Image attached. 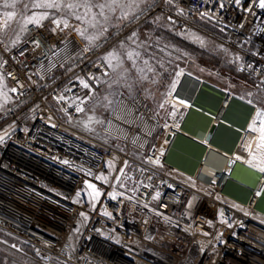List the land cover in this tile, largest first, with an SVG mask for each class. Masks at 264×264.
<instances>
[{"label": "built area", "instance_id": "obj_1", "mask_svg": "<svg viewBox=\"0 0 264 264\" xmlns=\"http://www.w3.org/2000/svg\"><path fill=\"white\" fill-rule=\"evenodd\" d=\"M257 5L258 0L239 5L235 0H152L151 7L92 46L78 35L81 19L60 28L52 20L39 27L28 24L12 48L0 34V70L11 96L9 105L0 107V230L33 248L43 263L264 264V225L256 219L264 173L248 186L245 200L227 192L229 183L238 182L231 176L234 167H250L246 161H253V147L244 146L243 137L250 124L261 129L264 115L257 113L263 110L251 106L246 123L232 126L239 133L229 153L202 146L192 171L170 160L176 141L185 137L188 113L196 108V94L190 96L192 89L180 83L197 78L187 72L166 94L171 107L166 120L137 91L118 95L103 124L110 142L97 141L74 125L82 113L77 107L84 108L109 74L101 59L106 50L146 19L158 18L181 37L202 30L221 39L241 55L234 74L250 78L264 93V9ZM205 12L209 15L202 16ZM37 40L39 47L33 43ZM221 92L219 118L234 99L231 92ZM149 158H159V164ZM85 182L100 192L94 204L76 197Z\"/></svg>", "mask_w": 264, "mask_h": 264}, {"label": "rangeland", "instance_id": "obj_2", "mask_svg": "<svg viewBox=\"0 0 264 264\" xmlns=\"http://www.w3.org/2000/svg\"><path fill=\"white\" fill-rule=\"evenodd\" d=\"M43 2V0H14L12 11L15 14L36 16L47 13V18L41 22L49 20H72L80 17L82 21V27L78 32L80 39L84 44L90 46L88 40L85 37L98 35L103 28H107V32L103 36H100L92 45L105 38L112 30L117 29L124 23L131 20L137 13L141 12L137 10L132 13L129 19L119 21L117 18L120 16V10L110 14V19L105 22L102 17L98 15L93 18L94 14L99 12V9L93 8L91 13H86V9L83 7L68 9L63 7L68 3H83V0H58L61 3L60 8H35L32 7L33 3ZM93 3H103L104 0H92ZM25 5H28L25 7ZM143 9L145 5L141 6ZM127 10V9H125ZM106 14H108L106 12ZM99 21V23H97ZM40 22V23H41ZM204 23V21H202ZM205 26H208L207 24ZM130 27V26H129ZM127 27V29H129ZM160 30V32H157ZM80 31L85 33V36L80 35ZM135 32L136 36L132 39V33ZM157 32V33H156ZM180 38L187 44L192 45L193 49L180 46L171 40L168 36ZM203 41L201 44L200 41ZM135 41V42H133ZM97 42V43H98ZM123 43V47L121 46ZM91 45V46H92ZM109 52H115L119 61L114 60L112 63L115 65L119 63V66L113 70L108 67L109 74L102 78L97 89L91 91L90 95L86 99L84 105V111L75 122V128L89 137L100 141L110 142L111 139L103 132V124L113 108L117 97L120 93H126L133 95L137 91H142L147 96L149 104L158 113L162 120H166L168 114L171 112V107L166 103V94L172 88L173 81L176 80L177 73L183 70L195 77L204 80L205 82L217 84L220 87H224L226 90L231 91L233 94H237L248 102L251 101L257 109L264 111V93L260 92L253 87L247 81H244L240 76L234 74L233 64L237 57L241 58L238 52L231 51L226 48L221 39L210 35L206 31L195 30L189 35L181 37L177 31L169 24L155 19L143 20L140 24H136L130 31H128L124 37L120 38L104 53L105 57ZM132 52L131 59L128 58L127 53ZM139 53V55H135ZM1 58V57H0ZM151 69V71H149ZM217 69L219 73H213L212 71ZM0 76H3L0 70ZM252 91V92H251ZM6 94V95H5ZM11 102V96L9 92V86L5 77L0 83V107H5ZM198 103V100H197ZM163 105V107H161ZM194 111L200 110L201 114L205 108L196 104ZM227 104L226 108L228 107ZM199 106V107H198ZM226 108L222 118L224 122L226 119ZM91 118V119H90ZM211 124H215V119ZM224 122L216 123V127ZM255 133V131H253ZM244 145L251 146L256 140V135L248 132L244 137ZM180 138L176 141L173 148V154L177 160L193 161L192 153L190 152L189 142ZM209 146L206 142L203 143ZM185 147V148H184ZM136 158H141V153L135 151ZM114 165L109 164V169H113ZM89 184L94 185L91 182ZM230 184V183H229ZM93 190L85 187L79 192L80 195L76 196L81 199H88L90 204H94L98 199H93ZM246 211L244 208H241ZM256 219L260 222H264V217L259 214ZM82 225V221L79 223ZM80 232V227L74 232L72 238H76ZM0 264H62L55 260L43 263L38 259L33 248L27 245L25 242L13 237L10 234L4 233L0 230Z\"/></svg>", "mask_w": 264, "mask_h": 264}, {"label": "crops", "instance_id": "obj_3", "mask_svg": "<svg viewBox=\"0 0 264 264\" xmlns=\"http://www.w3.org/2000/svg\"><path fill=\"white\" fill-rule=\"evenodd\" d=\"M13 6H14V0H0V17L4 19V22L7 20L4 14L8 12L7 10L13 9ZM29 16H30L29 14L17 15L14 13L13 19L11 21H8L9 27H7L3 33V39L5 40L7 47L9 48L15 47L23 39L25 35V31H21V29L25 26L24 25L25 18ZM17 37H19V42L13 45L12 42L16 40ZM91 45L92 44H90V46ZM240 77L244 81L250 83L253 89L255 88L253 86V81L250 78H245L242 76ZM211 85L214 86L215 88H212ZM221 90L223 91L226 89L224 87L218 86L217 84L206 82V86L203 87L202 92L197 99L198 105H201V107L203 106L205 108L203 111L205 112L208 111L209 113H213L217 109L219 102L222 98ZM233 95H234V99H232L230 107L227 110L226 119L227 122H231L232 125L243 126L246 123L247 118L250 114L251 106L254 105L249 103L247 99H244L237 94H233ZM203 114L204 113L201 114V112L195 113L193 111H190L183 125L184 133L185 134L187 133L192 137L191 139L190 137L184 135L185 137L183 138H185L184 140H186L191 144L189 145L188 149L192 153L190 157H192L193 161L185 162L184 160H177L173 156L170 157V160L174 164L188 171H192L194 169L196 160L197 158H199V156L202 153V146H205V144H201V142L202 143L206 142L209 146L213 147V149L215 150L217 149L219 150L220 148H222V150L225 151V153H229V151L232 150L238 138L237 132H234V130H231L230 128L226 127L227 125L220 124L219 125L220 128L219 126H217L213 138L210 141H206L205 139H203L207 133V129L211 126L210 123H212V118L210 117V115L206 114L207 117H205ZM256 132H257L256 133L257 138L254 144L252 145L253 147L252 155L253 157H255V159H253V163L259 164L262 161H264V140H261V135H262L261 130H256ZM196 142L199 143L200 145L197 144ZM209 153H211V151ZM172 154L173 151L171 155ZM258 174L259 171L256 168L237 164L232 172V177L235 180H238V182L237 181L231 182L227 187V192L232 194L234 197L239 198L240 200H245L249 194L248 186H252L255 184ZM256 209L258 210L259 214H261L264 217V196L258 200V206ZM261 223L264 225V222L261 221ZM72 241L74 242V238H72Z\"/></svg>", "mask_w": 264, "mask_h": 264}, {"label": "snow or ice", "instance_id": "obj_4", "mask_svg": "<svg viewBox=\"0 0 264 264\" xmlns=\"http://www.w3.org/2000/svg\"><path fill=\"white\" fill-rule=\"evenodd\" d=\"M168 2H171V0H168ZM235 3L237 5H239L241 3V0H235ZM152 4V0H104L103 3H93L92 0H83V3H78V2H74V3H68V4H64L63 7L68 8V9H74V8H80L83 7L86 9V15L88 13L92 12L93 8L99 9V12L97 14H94L93 18L95 19V16L98 15L99 17H102L103 20L105 22H107L110 19V14L115 13L117 10H120V16L117 18L119 21H124L129 19L130 15L132 13H135L137 10L143 11L144 9L141 7L142 5H145L147 7H151ZM28 5H25V7H27ZM258 7L264 9V0H258ZM32 7L35 8H60L61 7V3L58 2V0H43V2H38V3H33ZM221 7H223V4H221ZM127 9V10H125ZM106 12L108 14H106ZM7 18V20L5 21V23L3 25H0V34H2L4 32V30L9 27L8 21H11L13 19L14 13L12 12H6L4 14ZM47 13H44L42 15L36 16L35 14H33L32 16L26 17L24 20V27L21 29V31H26L27 30V25L28 24H35L37 27L40 26V22L42 20H44L45 18H47ZM202 16H208L209 13L205 12V13H201ZM76 19H80L79 16L76 17ZM171 19V18H169ZM53 23L56 25L57 28H60L61 24H63L64 27H68V22L67 20H53ZM97 23H99V21H97ZM55 31V29H53ZM107 28H103L102 31L99 32L98 35L95 36H90V37H85V39L88 40L89 44H93L96 40H98L100 38V36H103L105 32H107ZM80 35L81 36H85V33L83 31H80ZM136 36V33L133 32L132 36L129 37V39H132L133 37ZM3 41L0 40V43H2ZM19 42V37H17L16 40H14L12 42L13 45H15L16 43ZM135 42V41H133ZM201 44H203V41H200ZM33 43L35 44L36 47H39V41H33ZM123 47V43L121 45ZM89 49L86 47L84 49V51H88ZM5 51H7V48L5 49ZM21 55H23V53H21ZM128 58L131 59L133 56L132 52L127 53ZM135 55H139V53H136ZM105 64H107V66L109 68H112L113 70H115L116 67L119 66V63L117 64H113L112 62L114 60L119 61V57L115 52H109L105 57L101 58ZM237 59H239V57H237ZM3 65H0V67H2ZM249 67H251V65H249ZM149 71H151V69H149ZM183 74V70H181L180 72L177 73V77H179L180 75ZM9 76H11V73L8 74ZM3 81V76H0V83H2ZM178 80H174L173 84H172V89L173 91L175 90L176 84L178 83ZM81 85L84 88H89V84L84 81V80H80ZM12 92H16L17 89L16 88H12L11 89ZM6 95V94H5ZM58 99L63 100L64 97L60 96L58 97ZM79 99V98H78ZM81 103H83L84 101L81 100ZM181 104L185 103L183 100L180 101ZM249 103H251V101H249ZM161 107H163V105H161ZM78 112H82L84 111V109L82 107H77L76 109ZM257 115H264V113H260L258 112ZM91 119V118H90ZM177 127H179V125H176ZM249 129L252 131H255V128L253 127V125H249ZM261 140H264V124H262L261 126ZM4 139V137H0V142H2ZM150 161L154 164H159V158L156 159H151L149 158ZM253 159H255V157H253ZM246 163H248L251 167L256 168L259 172L264 173V161H262L261 163L257 164V163H253L252 160H248L246 161ZM121 172L123 171V169L120 170ZM97 179L103 180L105 179V177L103 176H98L96 177ZM117 179H119V177H117ZM87 184L88 188H91L93 190L92 192V197L93 199H98L100 196V192L99 190H97L95 188L94 185L89 184L88 182H85ZM145 187H148V185H145ZM80 193L77 192V196H79ZM109 195L112 196L113 199L116 198V194H112L110 193ZM257 195H260V193H257ZM159 193L156 194V196L153 197V199L158 198ZM105 215H110L109 213L105 212ZM82 216H84V213H81Z\"/></svg>", "mask_w": 264, "mask_h": 264}, {"label": "bare ground", "instance_id": "obj_5", "mask_svg": "<svg viewBox=\"0 0 264 264\" xmlns=\"http://www.w3.org/2000/svg\"><path fill=\"white\" fill-rule=\"evenodd\" d=\"M193 79H195V81H197L198 83H199V85L198 86H196L195 84H194V81H193V79L192 80H190L191 81V83H189L188 82V80L189 79H186L185 77L184 78H182V80L180 81V83L182 84V86H184V85H186V86H188L189 88L188 89H192L191 90V94H190V96H194L195 94V97H193V99L195 100V102H194V105H195V107L197 106L196 104H198L197 103V99H198V97L200 96V94H201V92H202V89H203V87L204 86H206V82H204L203 80H201V79H199V78H194V77H192ZM197 84V83H196ZM211 87L212 88H215L214 86H212L211 85ZM229 103V105H228V107L226 108V112L225 113H227V110H228V108L230 107V104H231V102H228ZM227 103V104H228ZM227 106V105H226ZM199 107V106H198ZM196 109V108H195ZM195 109H191L190 111H193V112H195L194 110ZM221 112V111H220ZM199 113V112H198ZM208 111H206V112H204V116L205 117H207V115H210V117L212 118V122H213V120H214V117H216L217 116V114H215L214 112L213 113H209ZM207 114V115H206ZM213 114H215V115H213ZM222 116H223V114H222ZM222 116L219 118V116H217V118L215 119V124H211V125H215V127H216V123L218 122V120H219V123H222V122H224V119L222 118ZM227 116V115H226ZM209 118V117H208ZM221 120V121H220ZM226 123H228L229 124V126L226 124ZM224 122V125H227L226 127H228V128H230L231 130L233 129L234 130V128L232 127L233 125H232V123L231 122ZM231 123V124H230ZM235 126H239V125H235ZM232 127V128H231ZM242 127V126H241ZM216 131V130H215ZM237 131V130H236ZM182 132H183V134L185 135V136H187V137H190L191 139H192V137L189 135V134H185L184 133V128L182 127ZM235 132V131H234ZM248 132H251V130H248ZM247 132V133H248ZM215 133V132H214ZM214 133H213V135H214ZM239 132L237 131V134H238ZM246 133V134H247ZM252 133L253 134H255L256 135V133H254L253 131H252ZM208 133H206V135H207ZM206 135H205V137L203 138V139H205L206 140ZM212 138H213V136H212ZM211 138V139H212ZM256 138H257V135H256ZM194 139V138H193ZM210 139V140H211ZM210 140H206V141H210ZM201 142V141H200ZM201 144H203L202 142H201ZM243 145H244V143H243ZM175 146V145H174ZM205 146H207V145H205ZM245 146V145H244ZM212 149V148H211ZM213 150V149H212ZM173 151V150H172ZM231 176H232V174H231ZM233 178V177H232ZM264 196V191H263V193H262V195L260 196V198H262ZM259 198V199H260ZM258 199V200H259ZM262 235V240L264 241V234L262 233L261 234Z\"/></svg>", "mask_w": 264, "mask_h": 264}, {"label": "trees", "instance_id": "obj_6", "mask_svg": "<svg viewBox=\"0 0 264 264\" xmlns=\"http://www.w3.org/2000/svg\"><path fill=\"white\" fill-rule=\"evenodd\" d=\"M157 32H160V30H157ZM157 32H156V33H157ZM166 36H168V35H166ZM168 38H169V40H171L172 42H174V43H176V44H178V45H180V46L186 47V48H188V49H193V48H192V45L187 44L186 42H184V41L181 40L180 38H176V37H173V36H168Z\"/></svg>", "mask_w": 264, "mask_h": 264}, {"label": "water", "instance_id": "obj_7", "mask_svg": "<svg viewBox=\"0 0 264 264\" xmlns=\"http://www.w3.org/2000/svg\"><path fill=\"white\" fill-rule=\"evenodd\" d=\"M194 81V84L196 85V86H198L199 85V83L197 82V81H195V80H193ZM197 83V84H196ZM191 94V93H190ZM199 112H200V110H198ZM216 111V110H215ZM215 111H214V113H215ZM219 128H220V126H219ZM222 128V127H221ZM217 129V127H215V125H211L210 126V129H209V131H208V134H207V136H206V140H210L211 138H212V136H213V133L215 132V130Z\"/></svg>", "mask_w": 264, "mask_h": 264}]
</instances>
